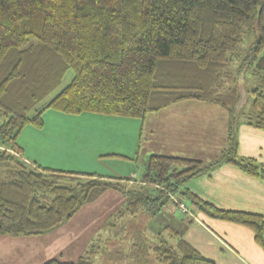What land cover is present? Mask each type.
Returning <instances> with one entry per match:
<instances>
[{
	"label": "trees",
	"instance_id": "1",
	"mask_svg": "<svg viewBox=\"0 0 264 264\" xmlns=\"http://www.w3.org/2000/svg\"><path fill=\"white\" fill-rule=\"evenodd\" d=\"M254 26L255 84L244 112L242 69L231 65L245 59L241 46ZM68 72V84L39 107ZM186 101L227 114L225 147L210 162L151 155L134 183L30 164L16 142L24 126H43L46 109L144 121ZM242 124L264 132V0H0V236L50 233L113 190L124 202L116 217L128 218L130 234L111 240L118 264H214L174 225L151 224L167 202L178 209L173 198L193 215L248 228L264 251L262 216L218 209L185 188L224 164L264 181V166L238 155ZM82 255L44 264H93Z\"/></svg>",
	"mask_w": 264,
	"mask_h": 264
},
{
	"label": "crops",
	"instance_id": "2",
	"mask_svg": "<svg viewBox=\"0 0 264 264\" xmlns=\"http://www.w3.org/2000/svg\"><path fill=\"white\" fill-rule=\"evenodd\" d=\"M203 104L208 105V103ZM191 110L204 115L205 132L200 129H193V134L191 131H180L179 138L177 137V141L173 143L175 146L176 143L177 146H181L176 150L187 155L182 157L192 158L190 155H208L207 159L197 156H193L192 159L210 162L226 145L227 114L223 116L225 113H220L214 107L182 105L168 110L170 119L163 118L179 126L183 122H178L174 115H180V113L185 115L186 111L190 114ZM156 114L160 115L161 113ZM68 115L46 109L41 115L43 121L41 128L26 125L21 129L16 142L21 148L22 157L26 162L45 168L89 172L128 179L130 183L138 182L141 179L146 170V160L143 164L144 170L140 174L141 177L138 178L135 156L119 154L106 149L107 143L111 148L122 142L125 151L133 152L135 146L132 144V132L136 131V126H138L136 121L113 116L111 121H107L101 118L108 117H98L99 119L95 120L91 126L83 122L69 121ZM63 120L65 121L62 122ZM186 120L184 121L186 122ZM86 137L91 138L89 141H95V145L98 143V139L102 143L106 142L105 147L98 151H86L82 147L77 149L75 144L84 146ZM197 137L202 138V141L199 142ZM188 141L196 149H183V147H189ZM237 141L238 155L251 158L264 166L263 131L243 124L239 125ZM137 153L138 149L136 155ZM174 155L181 156L178 153ZM106 156L120 157L121 159L114 161L113 158L109 159ZM185 188L218 209L257 214L264 218V181L248 176L234 166L220 165L207 174L189 180L185 184ZM105 194L94 203L88 204L93 207L86 215L78 214L82 210L81 208L66 224L50 233L18 238L0 236V264H44L46 261L60 256L64 246H73L81 238L82 242L88 237L91 238L89 231L95 225L98 226V223L110 213L112 207L110 198H113L117 205L121 204L123 200L120 194H115L113 197H107L108 195ZM83 219H85V223H83ZM173 219L171 225H174V228L180 232L183 240L214 264H264L263 249L254 242L252 232L244 226L210 219L199 214L189 221V216L180 212ZM79 220H81V228L78 225ZM162 220L164 223H170L164 217ZM54 233L60 236L57 245L52 247L51 240L43 245V241ZM36 240L41 247H30L31 244L36 245ZM68 241L71 244H68ZM47 246L51 248H47ZM79 255H81V250L76 254V257Z\"/></svg>",
	"mask_w": 264,
	"mask_h": 264
},
{
	"label": "rangeland",
	"instance_id": "3",
	"mask_svg": "<svg viewBox=\"0 0 264 264\" xmlns=\"http://www.w3.org/2000/svg\"><path fill=\"white\" fill-rule=\"evenodd\" d=\"M256 39H257V31H256V27L254 26L253 29L247 32V34L244 36V40L241 46V54L244 56V57L242 56V58H245V59L241 61L240 63L234 62L231 65L232 69H237V68L242 69L241 74L237 80V86H238V94H239V107L242 108L244 112H248L250 110V105L252 101L250 90L255 84V80L253 76L255 59L253 57L252 47L254 45V42H256ZM71 78H72V73L68 72L64 76L61 82V85L57 87L47 98H45L42 102H40L39 107L44 105L55 94H57L64 86H66L68 82L71 80ZM182 105H186V106L191 105V106H199V107H214L218 111H220V113H225L219 107L212 106L209 104L207 105V104L194 102V101H186V102L177 103V104L169 106L170 108L167 107L166 109L159 111L161 113L160 115H157L156 113L148 114L145 117L144 121L140 119H133V121H136L138 123V126H136V131L132 132V144H134L135 146L133 152L125 151V148L122 142L120 145H116L111 148H110V145L107 143L106 149L109 151H116L119 154H132L133 157L135 156L137 158V161L135 162V167L138 171V178L141 177L140 174L144 170L143 164L145 163V160L147 162L149 156L151 155L179 156V155H174L178 153L181 155L179 157L187 156V155H183L182 152L176 150L177 148L179 149V147L181 146H177V143L175 146L173 142L177 141L176 140L177 137L179 138L180 131H183V132L191 131L193 134V129H200L203 132H205V127L203 126V121L205 119H203L204 118L203 114L197 113L193 110L190 111V114L186 111L185 115H183L182 113H180V115H177V114L174 115L175 119L178 122H183L179 126H176L175 124H173L172 121H168L163 118L165 117L166 119H170V117L168 116L170 112L168 110L171 108L182 106ZM64 116H67V115H64ZM223 116H226V113L225 115L223 114ZM68 117H69L68 118L69 121H76L79 123L83 122L85 124H90L91 126L92 124L95 123V120L99 119L98 117H108V118H101L107 121H111L110 119L113 118L112 116L96 114V113H88V112H84V113L73 115V116L68 115ZM185 119H187L186 122L184 121ZM64 121L65 120H63L62 122ZM223 124L224 123L222 121V125ZM141 127H142V131H141V136L139 137V132H140ZM138 137H139V142H138ZM90 139L91 138L86 137V139L84 140L86 144H84V146L82 144H78V145L75 144L76 148L81 149L82 147L86 151L87 150L98 151L105 147L106 142L102 143L100 139H98L99 141L95 145V141L94 142L89 141ZM197 139L199 142L202 141V138L200 137H197ZM188 144H189V147L188 148L183 147V149L185 150H190L192 148L196 149V147L193 146L189 141H188ZM137 149H138V153L136 155ZM189 152L188 154H191ZM190 156H192V158L193 156H197L198 158H205V159L208 158L207 157L208 155H202V154L190 155ZM106 157L109 159L113 158L114 161L121 159L120 157H114V156H106ZM115 194H119V193L113 190H110L106 192L105 195L106 196L108 195L107 197H113ZM109 201L110 203L112 202L110 213L98 223V226L95 225L89 231V235L91 236V238L88 237L83 242L81 238L79 241L75 242L73 246H69V245L67 247L64 246L61 255L57 256L56 259L63 261V262H76L78 258L76 257V254H78L81 250V255L83 254V251H87V253L83 255L86 257H89L93 264H118V261L121 263V259L117 260L113 258V255H114L113 252L115 251V249H113L111 246V240L115 241L116 239L119 238L120 242L128 241L130 238L129 236L130 234L128 233L129 228L127 226L129 225V222H128V218L126 217L119 218V219H117L116 217V213L120 212L124 206L123 200H122V203L119 205L115 203V200L113 201V198L112 199L110 198ZM92 207H93L92 205H87V206L85 205L82 207V210L78 212V214L82 213V216H84L92 209ZM179 212L180 210L176 208L175 204L169 201L166 204H164L163 210L158 214V216L155 219L151 220V224H154L158 227L167 225V224L170 225L174 221L173 217L177 216ZM189 212L190 213L188 214L187 213H184V214L188 215L189 218L194 219L195 215H193L191 211ZM163 217L168 219L170 223H164L162 220ZM74 219L75 217L73 218V220ZM80 222L81 220L78 221V225L81 228ZM85 222H86L85 219H83V223ZM110 223L114 224L115 227H110L108 225ZM54 234H51L48 238H46L45 241H43V245H45L48 240H51L52 247H55V245H57V241H59L60 239V236L59 234H55V236H53ZM35 244L36 245L31 244L30 247L32 246L34 248L41 247V245L37 242V240ZM68 244H71V243L69 242ZM97 247H99L101 250L99 251V253H96L92 256L91 250ZM47 248H51V247L47 246ZM121 252H123V250H121Z\"/></svg>",
	"mask_w": 264,
	"mask_h": 264
},
{
	"label": "built area",
	"instance_id": "4",
	"mask_svg": "<svg viewBox=\"0 0 264 264\" xmlns=\"http://www.w3.org/2000/svg\"><path fill=\"white\" fill-rule=\"evenodd\" d=\"M173 200L175 201V203H178V209L180 210V213H190L189 211V209H187L186 208V206L183 204V203H181L180 201L179 202H177V200L175 199V198H173Z\"/></svg>",
	"mask_w": 264,
	"mask_h": 264
}]
</instances>
